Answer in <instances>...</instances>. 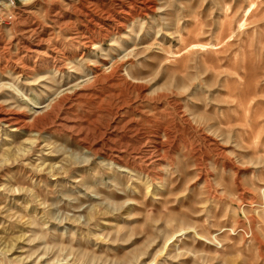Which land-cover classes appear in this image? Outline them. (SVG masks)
<instances>
[{"label":"rangeland","instance_id":"obj_1","mask_svg":"<svg viewBox=\"0 0 264 264\" xmlns=\"http://www.w3.org/2000/svg\"><path fill=\"white\" fill-rule=\"evenodd\" d=\"M15 1L0 264H264V0Z\"/></svg>","mask_w":264,"mask_h":264},{"label":"built area","instance_id":"obj_2","mask_svg":"<svg viewBox=\"0 0 264 264\" xmlns=\"http://www.w3.org/2000/svg\"><path fill=\"white\" fill-rule=\"evenodd\" d=\"M6 3V6L3 5ZM17 11L15 0H0V19L3 21L13 22L15 14Z\"/></svg>","mask_w":264,"mask_h":264},{"label":"bare ground","instance_id":"obj_3","mask_svg":"<svg viewBox=\"0 0 264 264\" xmlns=\"http://www.w3.org/2000/svg\"><path fill=\"white\" fill-rule=\"evenodd\" d=\"M3 5L6 6V3L3 2ZM252 6H253V4H252ZM248 13H249V14L251 13V9L249 10ZM247 15H248V14H247ZM247 15H246V16H247ZM245 18H246V17H245ZM243 19H244V18H243ZM244 24H245V23H244ZM231 35H232V34H231ZM229 38H230V37H229ZM85 40H86V39H85ZM88 40H89V39H88ZM90 40H91V39H90ZM90 40H89V41H90ZM86 41H87V40H86ZM90 42H91V41H90ZM85 44H86V43H85ZM87 44H89V43H87ZM91 44H92V42H91ZM202 46H203V45H202ZM223 46H224V45H223ZM200 48H201V47H200ZM96 75H97V74H96ZM7 119H9V122H10V121H13V122L16 121V122L18 123L17 119H11V118H7ZM18 124H19V123H18ZM154 144H155V143H154ZM146 147H147V146H146ZM148 147H149V146H148ZM154 148H157V147H154ZM161 148H162V147H161ZM146 150L149 151L148 148H147ZM152 150H153V149H152ZM158 150H159V149H158ZM155 151H156V150H155ZM141 152H142V151H141ZM150 152H151V149H150ZM136 153H137V152H136ZM146 154H147V153H146ZM150 154H151V153H150ZM150 154H149V155H150ZM154 154H156V153H154ZM159 154H160V153H159ZM152 155H153V154H152ZM157 155H158V154H157ZM140 156H141V155H140ZM146 156H148V155H146ZM146 156H145V157H146ZM150 156H151V155H150ZM150 156H149V157H150ZM153 156H154V155H153ZM153 156H152V157H153ZM118 157H119V155H118ZM118 157H117V159L119 160V158H121V157H119V158H118ZM115 158H116V156H115ZM143 158H144V156H143ZM143 158L141 157L142 160H143ZM155 158H156V157H155ZM153 159H154V158H153ZM156 159H157V158H156ZM160 159H161V158H160ZM150 160H151V159H150ZM145 161H146V158H145ZM160 161H161V160H160ZM143 162H144V161H143ZM151 162H152V160H151ZM144 163H145V162H144ZM154 163H155V162H154ZM157 163H158V162H157ZM145 164H146V163H145ZM151 164H152V163H151ZM158 164H159V163H158ZM153 165H154V164H153ZM145 166H146V165H145ZM152 167H153V166H152ZM150 168H151V166H150Z\"/></svg>","mask_w":264,"mask_h":264}]
</instances>
